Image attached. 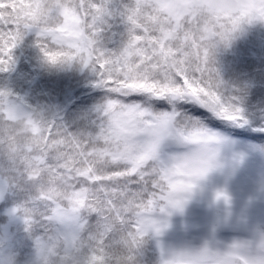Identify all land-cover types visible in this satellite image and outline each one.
<instances>
[{"label":"snow or ice","instance_id":"1","mask_svg":"<svg viewBox=\"0 0 264 264\" xmlns=\"http://www.w3.org/2000/svg\"><path fill=\"white\" fill-rule=\"evenodd\" d=\"M224 2L223 11L264 13V0H135L121 13L128 42L109 51L100 37L111 0H0V73L12 70L14 50L35 31L49 64L91 67L108 94L98 133L85 135L0 89V196L36 193L13 210L29 231L43 229L36 252L59 239L62 251L84 257L80 264H142L146 237L168 227L156 214L182 212L222 167L216 125L245 122L244 110L219 80L200 14ZM215 198L230 203L226 191ZM241 246L162 251V264H233Z\"/></svg>","mask_w":264,"mask_h":264},{"label":"trees","instance_id":"2","mask_svg":"<svg viewBox=\"0 0 264 264\" xmlns=\"http://www.w3.org/2000/svg\"><path fill=\"white\" fill-rule=\"evenodd\" d=\"M124 4V0H111L109 5L114 15L107 18L100 37L101 46L109 51L121 50L129 39L130 25L121 15ZM121 23L127 25L126 28L121 27ZM14 56L12 70L0 73V89L10 90L11 99L20 101L27 110L56 118L73 134L98 133L103 119L99 106L107 102L108 94L98 85L90 86L97 80L89 70L80 71L82 65L78 62L49 64L35 31L24 36ZM214 62L226 95L237 98L245 118L241 124H217L216 130L232 139L264 147V131L259 130L264 129V27L258 30L252 24L245 25L230 44L219 47ZM246 190L249 194L253 192L250 187ZM17 193L29 194L21 190ZM146 240L150 246L152 234Z\"/></svg>","mask_w":264,"mask_h":264},{"label":"rangeland","instance_id":"3","mask_svg":"<svg viewBox=\"0 0 264 264\" xmlns=\"http://www.w3.org/2000/svg\"><path fill=\"white\" fill-rule=\"evenodd\" d=\"M124 2L122 12L133 6L135 0ZM252 25L259 30L264 27V22ZM79 69L89 70L92 78L97 80L90 86L98 85V76L91 67ZM12 100L22 106L20 101ZM101 107L102 104L99 111ZM219 132L225 139L219 146V159L224 166L201 182L182 212L176 211L171 216L156 214L155 218L166 222L168 227L160 236L152 234L150 246L146 240L140 257L142 264H162V251L167 254L198 250L205 244L225 251L236 243L254 246L257 241L264 240V147ZM248 187L253 189L251 194L245 192ZM218 191H226L230 203L222 199L217 201ZM29 195L36 193L18 195L17 189L13 188L3 191L0 196V254H14L17 264H30L36 255V237L43 235V229L29 231L24 218L13 212Z\"/></svg>","mask_w":264,"mask_h":264},{"label":"clouds","instance_id":"4","mask_svg":"<svg viewBox=\"0 0 264 264\" xmlns=\"http://www.w3.org/2000/svg\"><path fill=\"white\" fill-rule=\"evenodd\" d=\"M228 7L229 5L226 2L216 8L206 6L200 14L202 24L209 29V38L205 40V43L213 51L214 55L221 45H228L226 37L229 35L231 36V43L245 25L264 22V13L260 11H236L235 9L223 11L224 8ZM257 7L259 8V5ZM220 164L222 167L224 166L221 160ZM207 177L202 181L206 180ZM62 243V240H54L47 249L36 252L30 264H80L84 260V257L78 253L62 251ZM107 255L109 254H101L100 258L103 260ZM214 258V253H210L207 257L208 260H213ZM230 259L233 264H264V240L257 241L254 246L242 245L240 248L233 250ZM0 264H17L16 256L11 253L0 254Z\"/></svg>","mask_w":264,"mask_h":264}]
</instances>
